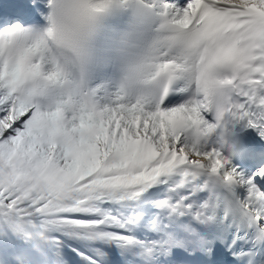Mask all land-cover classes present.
Returning a JSON list of instances; mask_svg holds the SVG:
<instances>
[{
	"label": "snow or ice",
	"instance_id": "snow-or-ice-1",
	"mask_svg": "<svg viewBox=\"0 0 264 264\" xmlns=\"http://www.w3.org/2000/svg\"><path fill=\"white\" fill-rule=\"evenodd\" d=\"M43 3L0 18L8 264H264V0Z\"/></svg>",
	"mask_w": 264,
	"mask_h": 264
},
{
	"label": "clouds",
	"instance_id": "clouds-1",
	"mask_svg": "<svg viewBox=\"0 0 264 264\" xmlns=\"http://www.w3.org/2000/svg\"><path fill=\"white\" fill-rule=\"evenodd\" d=\"M24 87L31 88L35 90L37 94L53 99L61 90L67 92L71 88V84H56L54 81L42 74L38 78L26 80Z\"/></svg>",
	"mask_w": 264,
	"mask_h": 264
},
{
	"label": "rangeland",
	"instance_id": "rangeland-1",
	"mask_svg": "<svg viewBox=\"0 0 264 264\" xmlns=\"http://www.w3.org/2000/svg\"><path fill=\"white\" fill-rule=\"evenodd\" d=\"M4 255L6 257H8V254L6 253V251L4 252ZM118 259V257L116 258ZM8 259L5 260V264H8ZM10 262V261H9ZM70 264H79V258L75 256V254L72 255V260L70 262Z\"/></svg>",
	"mask_w": 264,
	"mask_h": 264
},
{
	"label": "bare ground",
	"instance_id": "bare-ground-1",
	"mask_svg": "<svg viewBox=\"0 0 264 264\" xmlns=\"http://www.w3.org/2000/svg\"><path fill=\"white\" fill-rule=\"evenodd\" d=\"M42 3H43V1H42ZM43 5H44V3H43ZM4 9H6V6H0V11L1 10H4ZM9 262V261H8Z\"/></svg>",
	"mask_w": 264,
	"mask_h": 264
}]
</instances>
